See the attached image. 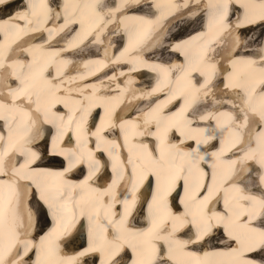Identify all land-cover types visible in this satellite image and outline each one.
Instances as JSON below:
<instances>
[{
	"label": "bare ground",
	"instance_id": "bare-ground-1",
	"mask_svg": "<svg viewBox=\"0 0 264 264\" xmlns=\"http://www.w3.org/2000/svg\"><path fill=\"white\" fill-rule=\"evenodd\" d=\"M228 3L243 9L241 13L234 10L231 21L225 19ZM5 4H0V90L12 93L13 103H6V95L4 100L0 98L5 106H0L4 122L0 139L5 141L0 146V161L9 153L13 173H20L25 165L22 176L30 177L26 179L34 189L24 182L19 185L22 193L15 196L13 187L5 185L10 184L9 176L0 166L4 175L0 176L3 264H78L90 258L95 262L98 257L92 250L100 249L109 256L110 249L121 246L122 241L136 250L145 249L146 244L142 256L150 264H243L244 260L264 264V249L252 252L255 255L245 251L258 244L264 232V31L257 22L264 17V0H6ZM200 19L202 27L172 36L173 26ZM253 22L257 23L251 29L252 25L240 28ZM258 28L259 42L255 43ZM196 72L204 76L202 82H197ZM16 75L25 79L24 85H15ZM18 97L30 99V104L23 106ZM32 100H36L34 108L47 107V101L50 108L38 115L30 108ZM118 107V114L110 120V112ZM89 110L103 115L96 129L79 127ZM9 113H24L29 119H12ZM19 121L25 128L14 133ZM51 128H55L52 138L56 142L52 152L64 153L60 157L67 160V153L75 152L83 160L70 171H66L69 162L64 170L35 168L45 162L44 156L34 165L35 160L28 163L32 153L38 155L42 138ZM67 129V137L57 145ZM104 129L110 134L122 133L123 140H117L112 180L97 182L96 176H90L102 171L97 165L98 150L110 143ZM139 135L143 139L138 140ZM150 136L158 143L145 140ZM38 138L40 141L35 140ZM34 142L40 146L31 148ZM20 154L26 161L16 166ZM83 166L90 169L89 175L82 176ZM38 170L43 173L37 174ZM138 175L141 177L135 180ZM56 177L60 192L55 195L52 189L51 197L43 196L40 188L52 186ZM133 179L125 190L127 181ZM142 179L147 181L142 183L140 189L146 190L140 197L137 188ZM153 180L155 185L149 191ZM179 185H183L177 192H182L181 197L173 192ZM161 189L167 193L163 198ZM33 193L57 211L54 224L39 237L37 210L42 206ZM101 194L111 195L113 201L99 202ZM176 198L173 208L169 202ZM144 202L147 227L137 213ZM120 203L124 204L122 214L113 213L110 206L117 210ZM78 204L79 216L90 220L86 231L80 225L85 219H75L64 209L73 207L75 211ZM132 207L136 213L127 218ZM41 213L44 217L43 210ZM208 216L213 217L211 233L217 237L210 241L205 235L197 241L200 221ZM176 217L180 219L174 225ZM188 223L194 224L195 233L186 229L177 236L168 229V224L173 230ZM161 224L166 228L159 230ZM110 228L117 235L119 230L120 236L102 246V231L108 230L107 236L112 237ZM82 236L88 245L85 241L86 246H80ZM154 238H160L169 249L159 258L154 255ZM57 244H61V254H55ZM85 251L86 256L79 255ZM113 260L102 259L99 264H113Z\"/></svg>",
	"mask_w": 264,
	"mask_h": 264
},
{
	"label": "snow or ice",
	"instance_id": "snow-or-ice-1",
	"mask_svg": "<svg viewBox=\"0 0 264 264\" xmlns=\"http://www.w3.org/2000/svg\"><path fill=\"white\" fill-rule=\"evenodd\" d=\"M6 0H0V4H5ZM261 19H264V17H262ZM264 118V117H262ZM63 134V133H61ZM61 155H64V153H61ZM67 157H68V161H69V167L66 171H70L72 167L75 166V164L77 163H82L83 160L77 156V154L75 152H69L67 153ZM38 157L36 156L35 153H32V160H30L28 163H32L35 159H37ZM58 175L63 176V173H59ZM26 178H30V177H26ZM177 179H180V177H177ZM165 195H167V193H165L163 191V189L160 190L159 192V196L161 198H163ZM205 200H207V197H205ZM180 218L176 217L173 219V224L175 225L176 221H178ZM212 216H208L206 219H202L200 221L199 227L201 229L200 234L197 235L196 240L199 241L200 239H202L205 235H207V233L210 231L211 227H212ZM195 222V218L193 220V223ZM175 227L173 228V231H175ZM196 241H187L185 243H194ZM237 243H239V241H237ZM259 249H264V232L261 233V239L259 241L258 244L255 245H249L245 251L246 252H254V251H258ZM88 253L87 251L85 252H81L79 255L80 256H86ZM205 255H209L208 253H206ZM0 264H3V261L0 260ZM9 264H11V261H9ZM243 264H257L256 261L253 260H244Z\"/></svg>",
	"mask_w": 264,
	"mask_h": 264
},
{
	"label": "rangeland",
	"instance_id": "rangeland-1",
	"mask_svg": "<svg viewBox=\"0 0 264 264\" xmlns=\"http://www.w3.org/2000/svg\"><path fill=\"white\" fill-rule=\"evenodd\" d=\"M18 8H16L15 10L16 11H19L20 9V6H17ZM10 10V12L11 11H14V9H12V8H10L9 9ZM8 10V11H9ZM192 22V23H191ZM191 22H184V23H182L181 24V27H179V25L177 24L176 26H173V28L172 29H174L175 30V32H174V30H172L171 29V32H172V36L173 37H176V36H180V35H182L184 32H186L187 30H189L191 27H202L204 24V21L202 20V19H200V20H194V21H191ZM179 27V28H178ZM194 27V28H195ZM198 27V28H199ZM179 29V30H178ZM262 29V28H261ZM260 29V30H261ZM256 30V29H255ZM254 30V31H255ZM249 32V31H248ZM250 33H251V31H250ZM255 33V43H258L259 42V38H257L258 36L257 35H259V33H260V31H259V28L257 29V31L256 32H254ZM258 33V34H257ZM38 208H39V210H37L38 211V213L37 214H39V217L37 218V221H38V225H37V227H38V229H42V227H43V225L45 224V221H46V217L44 216V217H42V213H41V209H40V207L38 206ZM43 224V225H42Z\"/></svg>",
	"mask_w": 264,
	"mask_h": 264
}]
</instances>
